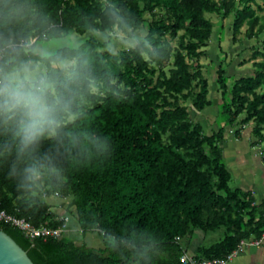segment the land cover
Here are the masks:
<instances>
[{"label": "trees", "instance_id": "trees-1", "mask_svg": "<svg viewBox=\"0 0 264 264\" xmlns=\"http://www.w3.org/2000/svg\"><path fill=\"white\" fill-rule=\"evenodd\" d=\"M252 1L125 0L154 34L164 61L151 66L126 56L120 78L132 89L131 99L97 108L95 123L114 144L110 162L72 176L63 193L69 203L60 204L62 212L55 204L21 206L15 202L14 185L0 171V208L35 225L58 227L66 224L65 214L70 218L59 237L30 238L10 224H0V230L36 264H121L114 254L103 249L96 253L68 233L87 232L93 217L113 229L136 223L154 230L165 252L157 264H185L181 257L198 231L220 237L199 246L195 259L227 257L242 240L261 239L264 201L257 203L250 190L230 186L232 173L221 141L227 131L239 136L253 123L255 144L264 143V39L254 53L261 59L252 72L230 76L223 63L216 67L222 91L218 129L213 127L217 121L205 126L194 115L214 103L201 62L215 31L209 14L232 17L235 40L246 23L248 37L258 36L264 33V20ZM49 7L63 10L71 21L68 13L89 10L91 0H49Z\"/></svg>", "mask_w": 264, "mask_h": 264}, {"label": "clouds", "instance_id": "clouds-1", "mask_svg": "<svg viewBox=\"0 0 264 264\" xmlns=\"http://www.w3.org/2000/svg\"><path fill=\"white\" fill-rule=\"evenodd\" d=\"M68 15L71 21L49 0H0V171L25 208L65 203L75 173L110 162L114 144L94 114L106 102L131 99L120 78L126 56L151 66L164 61L125 0H91L89 10ZM91 225L72 230L75 242L121 264H157L165 255L154 230L113 229L98 217Z\"/></svg>", "mask_w": 264, "mask_h": 264}, {"label": "rangeland", "instance_id": "rangeland-1", "mask_svg": "<svg viewBox=\"0 0 264 264\" xmlns=\"http://www.w3.org/2000/svg\"><path fill=\"white\" fill-rule=\"evenodd\" d=\"M251 3L254 8H256L257 13L263 17L262 19L264 20V0H256ZM209 17L215 24V31L209 45L205 48L206 53L202 56L201 62L203 64L204 74L210 82L209 97L214 101V103L212 107H208L205 111L197 114L194 113L197 118H200V120L204 122L205 126H208L210 120L214 123L217 111L221 106V101L217 104L222 91L220 89V84L216 81V67L223 63L230 76L232 74L241 75L252 72L255 69L254 62L261 59V56L254 57V53L256 50L261 48L264 39V33H261L258 36L248 37L246 31L249 24L246 23L242 27V31L236 36L235 40L232 28V17L222 19V17L217 14H209ZM221 28L224 29V37H222L223 33L220 31ZM176 41L177 39H174L173 43L176 44ZM214 62L216 63L215 67ZM220 119H222V114L218 115L217 123L213 124L215 129L218 128L217 126H219L218 124ZM261 147H264V144H262ZM237 182V179L232 177L230 186L235 187ZM68 203L69 201H66L65 205ZM62 206L57 205V210L59 212L63 211V208H61ZM75 230L78 231V229ZM199 232L200 231H198V235L194 238L195 241H197V239L200 241L199 245H209L220 237L218 232L209 234L203 233V236ZM71 233L72 230L70 231V234Z\"/></svg>", "mask_w": 264, "mask_h": 264}, {"label": "crops", "instance_id": "crops-1", "mask_svg": "<svg viewBox=\"0 0 264 264\" xmlns=\"http://www.w3.org/2000/svg\"><path fill=\"white\" fill-rule=\"evenodd\" d=\"M217 117L216 114L214 122L217 121ZM210 123H212L211 120ZM252 126L253 124H249L244 127L239 136L227 131L221 144L224 147L225 160L232 177L238 181L235 187L250 190L257 203H261L264 201V147H261L264 143L255 144ZM199 233L203 236V232ZM199 244L200 241L194 239L187 250L188 254L194 257L201 246ZM228 264H264V238L259 245L246 246Z\"/></svg>", "mask_w": 264, "mask_h": 264}, {"label": "built area", "instance_id": "built-area-1", "mask_svg": "<svg viewBox=\"0 0 264 264\" xmlns=\"http://www.w3.org/2000/svg\"><path fill=\"white\" fill-rule=\"evenodd\" d=\"M0 224H10L18 229L22 230L28 237H59L64 231H67L66 224L58 227H52L45 223L35 225L25 217H20L15 214L7 212V210L0 208ZM264 238V234L261 239L256 240H242L238 247L231 252L227 257H218L212 259H195L189 254H184L181 259L185 264H228V262L242 252L246 246L259 245Z\"/></svg>", "mask_w": 264, "mask_h": 264}, {"label": "water", "instance_id": "water-1", "mask_svg": "<svg viewBox=\"0 0 264 264\" xmlns=\"http://www.w3.org/2000/svg\"><path fill=\"white\" fill-rule=\"evenodd\" d=\"M0 264H36L10 234L0 230Z\"/></svg>", "mask_w": 264, "mask_h": 264}]
</instances>
